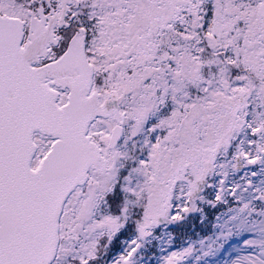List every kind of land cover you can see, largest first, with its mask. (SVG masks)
Segmentation results:
<instances>
[{
    "label": "snow or ice",
    "instance_id": "snow-or-ice-1",
    "mask_svg": "<svg viewBox=\"0 0 264 264\" xmlns=\"http://www.w3.org/2000/svg\"><path fill=\"white\" fill-rule=\"evenodd\" d=\"M193 214L164 264H264V0H0V264H152Z\"/></svg>",
    "mask_w": 264,
    "mask_h": 264
},
{
    "label": "rangeland",
    "instance_id": "rangeland-1",
    "mask_svg": "<svg viewBox=\"0 0 264 264\" xmlns=\"http://www.w3.org/2000/svg\"><path fill=\"white\" fill-rule=\"evenodd\" d=\"M208 211L211 216V210ZM196 217L198 218L197 214H193L192 216L189 217L186 223H188L191 218L196 219ZM175 229L176 228H170L168 233H159L160 238L155 240L153 244L150 245V250L152 252V256L150 257V259L152 260V264H164L165 257L171 255V253L173 252H182L185 248L188 247L195 246L196 249L198 250L200 247V240L202 239L206 240L214 234V229L211 228L210 233L208 235L206 236L204 235L198 239H187L185 243L180 244L181 246L178 247L175 244L176 242L172 234V232ZM226 247H227L226 252H222L218 256L212 258L213 260H215V264H230V262L234 260L238 254H243L242 243L239 239H235L231 241L230 244L227 245ZM194 256L187 258L184 264H196V260Z\"/></svg>",
    "mask_w": 264,
    "mask_h": 264
},
{
    "label": "trees",
    "instance_id": "trees-1",
    "mask_svg": "<svg viewBox=\"0 0 264 264\" xmlns=\"http://www.w3.org/2000/svg\"><path fill=\"white\" fill-rule=\"evenodd\" d=\"M211 227L207 224H201L199 219H190L188 223H186L183 227L176 228L172 234L174 236V240L176 245L180 247V244L186 242L187 239H198L202 236H206L210 233ZM179 243V244H178Z\"/></svg>",
    "mask_w": 264,
    "mask_h": 264
}]
</instances>
